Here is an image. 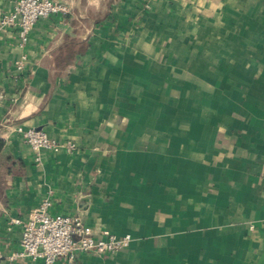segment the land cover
<instances>
[{
    "label": "crops",
    "instance_id": "0c3cea01",
    "mask_svg": "<svg viewBox=\"0 0 264 264\" xmlns=\"http://www.w3.org/2000/svg\"><path fill=\"white\" fill-rule=\"evenodd\" d=\"M58 1L0 29V264H43L7 257L46 197L132 236L54 264H264V0ZM17 125L77 150L37 165Z\"/></svg>",
    "mask_w": 264,
    "mask_h": 264
},
{
    "label": "built area",
    "instance_id": "2783aa9c",
    "mask_svg": "<svg viewBox=\"0 0 264 264\" xmlns=\"http://www.w3.org/2000/svg\"><path fill=\"white\" fill-rule=\"evenodd\" d=\"M68 12V5L58 0H17L10 11L0 14V29H16L20 45H25L39 19L65 16ZM24 60L25 55H21L17 61L16 67L20 71L24 69ZM14 131L29 145L37 165L43 162V152L77 150L75 142L51 137L41 128L17 125ZM50 206L51 201L46 197L31 210L26 220L10 216V224L21 225V249L7 258L30 257L41 260L43 264H54L57 258L66 256L72 259L78 252L112 254L126 248L132 240L129 233L118 235L105 227L95 228L78 214L51 213ZM2 258L0 254V261Z\"/></svg>",
    "mask_w": 264,
    "mask_h": 264
},
{
    "label": "water",
    "instance_id": "95a60500",
    "mask_svg": "<svg viewBox=\"0 0 264 264\" xmlns=\"http://www.w3.org/2000/svg\"><path fill=\"white\" fill-rule=\"evenodd\" d=\"M38 206H39V205H38ZM38 206H37V207H38ZM34 208H36V207H34ZM34 208H33V209H34ZM33 209H31V210H33ZM31 210L28 212V214L31 212ZM27 218H28V215L26 216V218H25L24 220H26Z\"/></svg>",
    "mask_w": 264,
    "mask_h": 264
},
{
    "label": "trees",
    "instance_id": "16d2710c",
    "mask_svg": "<svg viewBox=\"0 0 264 264\" xmlns=\"http://www.w3.org/2000/svg\"><path fill=\"white\" fill-rule=\"evenodd\" d=\"M1 148H2V141H0V151H1Z\"/></svg>",
    "mask_w": 264,
    "mask_h": 264
}]
</instances>
